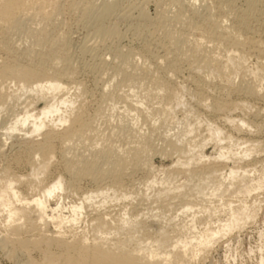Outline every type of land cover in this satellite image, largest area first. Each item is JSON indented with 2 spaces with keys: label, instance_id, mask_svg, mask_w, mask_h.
I'll list each match as a JSON object with an SVG mask.
<instances>
[{
  "label": "bare ground",
  "instance_id": "bare-ground-1",
  "mask_svg": "<svg viewBox=\"0 0 264 264\" xmlns=\"http://www.w3.org/2000/svg\"><path fill=\"white\" fill-rule=\"evenodd\" d=\"M197 1L199 0L191 3L195 14L198 9L195 7ZM223 1H217L216 6L228 2ZM245 2V7L234 15V26L226 25L228 16L224 17L225 20H216L211 13L204 19L213 45L218 44L223 35L250 33V19L254 18L257 7H260L258 5L264 0ZM29 3L30 0H0V28L17 25V21L29 11ZM88 3L89 6L95 5L93 1ZM213 3L215 6L216 2ZM115 6V3L105 0L104 8L95 16V34L102 38L117 34L115 24L109 21L112 20ZM139 15L143 20L148 18L145 8L140 9ZM48 16L50 17L48 12H44V17ZM184 17L185 15L177 14L174 20L181 22ZM248 35L241 42L248 44L253 50L259 48L255 47L258 40ZM3 46L8 54L15 50H12V46ZM205 54L209 56L208 53ZM22 55L13 54L11 58L0 62V79H11L10 84L13 83L16 87L12 92L0 91L1 109L19 91L23 96L33 93L37 98L44 99L45 103L41 109L27 105L22 114H15L9 126L3 127V146L14 135L21 133L19 141L36 156L37 169L31 173L35 180L28 179L25 185L27 190L36 187L39 191L34 195L24 193L18 186L22 175L18 177L17 183L13 175L5 182L0 176V223L6 232L4 243H12L9 244L12 249L6 244V247H10L7 250L9 257H16L17 250H21L26 256L23 264H200L221 244L225 245L227 252L235 235L259 221L260 214L264 213V158H261L256 142L234 136H228V140L224 126L210 120L203 122L200 117L191 116L190 112L184 118H179L173 106L160 112L157 117L152 110L146 111L155 125L173 120L171 122L174 126L168 130L169 136L167 135L170 137L168 145L172 151L165 149L162 152V155L176 154L173 166L161 170L160 176L153 175L141 192L132 195L122 193L120 189L123 185V171L127 170L125 158L135 152L129 165L135 168L148 165L149 159L145 155L142 157L141 153H147L149 149L142 147L136 151H128L124 156L116 155L112 161L108 160L111 161L110 169L97 171L101 174L100 178L109 176L110 180H105L104 184L103 178L102 181L98 180L102 185L80 195L78 204L67 206L64 192L68 187L61 173L44 183H36V180L44 176L53 164L57 141L68 146L71 141L90 136L100 137L97 136L99 131L91 128L92 119L87 118L82 111H75V97L70 94L71 87L68 83L75 71L70 68L69 63L63 69L54 68L50 72L46 68L52 60L48 55L41 54L38 59L35 58L38 61L36 65L33 64L36 62L34 59L31 63H21ZM54 59L55 62L59 61V58ZM227 62L237 70L242 68L244 61L240 54L236 55V52L230 50ZM261 63L264 65V61ZM77 83L79 82L75 81V88L80 89L81 82L80 85ZM125 93V99H130L132 103L124 106V115L131 116L134 112V124L141 131L142 119L138 112L146 104L134 88H129ZM148 93L151 91L147 92V96ZM113 102L112 99L111 110L116 108V103ZM176 103L184 109L188 104L181 95ZM225 121H240L243 126L246 125L242 118L232 116H226ZM167 123L169 124L168 121ZM157 127L161 126L155 128ZM40 135H43L41 139H34ZM210 148L214 149L213 154L207 153ZM81 159L78 164L81 163L82 166L78 172L87 174L91 170H97L95 162ZM66 163L67 169H70L74 168L73 163L77 161H71L70 164L69 160ZM73 183V180L70 181L68 186L75 185ZM54 197H57V201L52 206L51 199ZM136 200L146 201L143 204L146 206L138 209L134 202ZM129 201L136 203L135 206L130 205ZM82 223L86 224L85 230L82 234L76 233ZM50 225H54L55 231L49 232ZM31 230H38L35 231L37 235L22 236L23 232ZM258 235L261 246L256 264H264V230L258 232ZM33 252H37L38 256L35 257ZM254 252L250 249V254ZM228 255L225 254L226 259L230 257Z\"/></svg>",
  "mask_w": 264,
  "mask_h": 264
},
{
  "label": "rangeland",
  "instance_id": "rangeland-1",
  "mask_svg": "<svg viewBox=\"0 0 264 264\" xmlns=\"http://www.w3.org/2000/svg\"><path fill=\"white\" fill-rule=\"evenodd\" d=\"M90 1L95 3L93 6L90 5L92 8L87 5ZM108 1L116 4L112 20L109 21L115 24L117 34L106 38L95 34L97 23H94L95 16L104 8L105 0H30L29 11L17 21V25L0 28V45L12 46V50L15 49L8 54L9 52L0 46V62L11 58L13 54H23L21 63L27 64L44 54L52 59L46 66L50 72L54 68L63 69L70 64V68L75 71L71 81H68L71 87L70 94L75 97V111H82L87 118L92 119L91 128L99 131L97 136L100 137L90 136L79 141H71L68 146L57 141L53 164L44 176L36 180V183L50 181L61 173L68 187L64 192L66 205L78 204L80 195L110 180L109 176L100 178L101 174L97 171L110 169L109 162L116 155L124 156L128 151L145 147L144 149L148 148L149 151L142 152L141 155L149 159V164L142 166L143 168L129 165L131 157L134 159L135 152H132V156L125 158L127 170L123 171V185L120 187L122 193L135 195L141 192L153 175L160 176L161 170L170 168L176 160V154L162 155L165 149L171 150L168 145L170 138L168 130L172 128V119L167 120L169 124L166 121L162 125L160 122L155 125L146 111L152 110L157 117L160 112L172 106L179 118H184L187 112H190L191 116L200 117L203 122L210 120L224 126L227 138L234 136L238 139H247L249 142L255 141L261 158H264V65L261 63L264 61L262 52L264 43H261L264 42V2L258 5L260 7H257V13L250 19L251 31L247 34L258 40L255 47H259L253 50L248 44L241 42L247 35L243 33L239 36L223 35L218 40L219 43L213 45L205 26L207 21L204 20L211 13L216 20L228 16L226 25L234 26L233 24L236 25L234 15L236 11L245 7L246 0H221L230 4L226 2L225 5H218L221 10L216 6L219 0H199L195 5L196 9L198 8L196 14L191 6L193 0ZM213 2H216L215 6ZM141 8L146 9L147 19L143 20L139 15ZM231 10L235 12L232 13ZM44 12H48L50 17L45 18ZM177 14L185 15L186 18L178 22L174 20ZM230 14L233 15L229 17ZM230 50L242 56L244 61L242 68L236 70L235 66L227 62V53ZM54 58H59V61L55 62ZM37 63L38 61L33 64ZM10 81L11 79L6 81L0 79V91L12 92L16 87L13 83L10 84ZM75 81L81 82L80 89L75 88L77 86ZM1 87L4 89L1 90ZM129 88L138 91L146 104L138 112L142 119L141 131L134 124L132 116L134 112L131 116L124 115V106L132 103L130 99H125V92ZM149 91L151 93L147 96ZM21 93L16 92L17 96L6 101L3 109L0 106V176L5 182L13 175L17 183L18 177L22 175V181L18 186L25 191L24 193L34 195L39 192L36 187L27 190L25 184L28 179L35 180L31 173L37 169L36 156L19 141L21 133H17L18 135H14L4 146L2 145L5 143L3 127L13 122L16 113L22 114L27 105L36 109L44 106L45 100L41 97L37 98L33 93L23 96ZM179 95L187 101L186 109L177 106ZM112 99L113 103H116L114 110H111L110 106ZM226 116L242 118L246 125L243 126L240 121L228 123L225 121ZM156 126L161 127L157 129ZM42 136L34 139H41ZM207 153L213 154L214 149H208ZM80 159L95 162L97 170H91L87 174L78 172L82 166L81 163L78 164ZM69 160L70 164L77 161L73 163L74 168L67 169L66 161ZM72 180L75 185L68 186ZM98 180L103 183L100 181L98 183ZM55 201L57 197L51 199L52 206H55ZM134 202L137 204L130 205L136 204L138 209L146 206L143 205L146 201ZM0 221L2 222V218ZM1 225L2 223L0 264H23L26 260L23 251L17 250L19 256L16 254L14 258L9 257L7 250L12 243H6L10 246L6 247L4 243L6 240H3L6 232ZM80 226L75 232L82 234L86 224L82 223ZM49 229L51 230L49 232L55 231L54 225H50ZM262 230L264 213L260 214L256 225L248 226L233 237L231 247L228 248L229 251L227 250L229 255L225 252V245L221 244L200 264H256L261 246L258 232ZM31 231L23 232L22 236L37 235L35 233L38 230ZM250 249L255 252L250 254ZM225 254L230 256L228 260ZM33 255L38 256L37 252H33Z\"/></svg>",
  "mask_w": 264,
  "mask_h": 264
}]
</instances>
